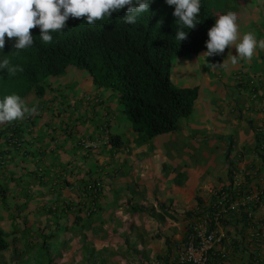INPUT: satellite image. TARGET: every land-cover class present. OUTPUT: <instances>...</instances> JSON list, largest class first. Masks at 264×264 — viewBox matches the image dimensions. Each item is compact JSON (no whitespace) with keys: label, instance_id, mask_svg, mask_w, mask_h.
<instances>
[{"label":"crops","instance_id":"1","mask_svg":"<svg viewBox=\"0 0 264 264\" xmlns=\"http://www.w3.org/2000/svg\"><path fill=\"white\" fill-rule=\"evenodd\" d=\"M228 12L241 35L264 38V0H236ZM205 52L188 53L179 82L172 63L177 86L198 88L173 131L144 138L115 92L76 79L75 72L86 76L76 68L46 77L44 93L25 100L37 109L29 119L0 124V158L11 166H0V223L24 220L29 232L51 238L19 251L17 261L170 264L188 221L222 188L262 191L260 218L218 223L224 238L210 264H264V243L253 236L264 217V50L237 64L234 47L216 58ZM189 74L200 82L188 85ZM82 139L98 146L85 149ZM95 180L99 188L90 192ZM11 229L22 241L34 236Z\"/></svg>","mask_w":264,"mask_h":264},{"label":"trees","instance_id":"2","mask_svg":"<svg viewBox=\"0 0 264 264\" xmlns=\"http://www.w3.org/2000/svg\"><path fill=\"white\" fill-rule=\"evenodd\" d=\"M149 2V10L141 13L135 24L125 22V8L113 12L111 20L97 21L95 25L69 18L63 32L52 33L51 44L42 42L38 27L32 30L34 43L30 48L14 49L15 40H7L0 50V61L7 58L23 71L10 75L0 69V100L9 94L22 99L41 96L47 76L60 75L74 66L87 71L98 87L115 92L132 129L144 138L175 130L179 118L191 112L198 88L177 86L171 80L172 59L207 51L209 28L229 10H221L220 1L201 0L199 21L195 28L187 29L173 15L174 6L166 0ZM178 28L187 33V38L179 42L175 39ZM99 182L87 184L90 192L99 188ZM202 210L200 205L195 216ZM4 232L0 228V252L8 245Z\"/></svg>","mask_w":264,"mask_h":264},{"label":"clouds","instance_id":"3","mask_svg":"<svg viewBox=\"0 0 264 264\" xmlns=\"http://www.w3.org/2000/svg\"><path fill=\"white\" fill-rule=\"evenodd\" d=\"M166 3L174 6L173 15L181 25L187 29L195 28L201 0H166ZM149 4V0H0V50L11 39L15 40L14 49L30 48L34 43L32 30L37 27L42 42L51 44L52 33L63 32L69 18L83 19L89 25H95L97 21L111 20L113 12L126 8L125 22L135 24L137 17L149 10ZM186 38L187 33L178 28L175 39L179 42ZM233 47L237 55L230 56L232 64H237L238 58L250 61L257 49L264 50V38L257 39L251 31L241 35L236 13L227 12L209 28L204 56L222 55ZM0 69H6L10 75L23 71L22 67L11 65L7 58L0 61ZM36 111L35 107H28L21 96L6 95L0 100V124L29 119Z\"/></svg>","mask_w":264,"mask_h":264},{"label":"built area","instance_id":"4","mask_svg":"<svg viewBox=\"0 0 264 264\" xmlns=\"http://www.w3.org/2000/svg\"><path fill=\"white\" fill-rule=\"evenodd\" d=\"M85 148L98 146L96 140H81ZM92 187V186H89ZM262 191L252 189L230 193L222 188L203 206L199 216L191 217L187 223L184 239L176 251L169 256V263L210 264V252L216 244H221L223 234L217 229L218 223H226L233 218H260ZM262 221V222H261ZM255 227L253 236L264 243V217Z\"/></svg>","mask_w":264,"mask_h":264},{"label":"rangeland","instance_id":"5","mask_svg":"<svg viewBox=\"0 0 264 264\" xmlns=\"http://www.w3.org/2000/svg\"><path fill=\"white\" fill-rule=\"evenodd\" d=\"M215 1H220V7L222 8L221 10L225 9L224 11L229 10L236 3V0H215ZM190 57H193V56H190L188 53L185 54V55H177V56L173 57V62L172 63L174 64V66H173L172 69H173V71H175V68H176V72L177 73H175V72H174L175 74L172 73V77L175 78V76H176L177 78L175 80H177V82H179L178 79H180L181 75H182L179 70L182 67L187 66V63H189L188 60H189ZM202 62H203L202 58L197 61V63H202ZM72 68H75V67L71 66V67H69L67 69V71H69ZM76 70L81 72V73H84L86 75V76H80V75H78L75 72L74 75H75L76 79L84 81V80H86V78L89 77L90 80L92 81V79H91L92 77H91V75H89L87 73V71H85L83 69H78V68H76ZM66 72H64L63 74H66ZM55 76H50V77H55ZM185 78H186V83L188 85L189 84L190 85H194L195 83L198 84L200 82L199 75L195 76V75L189 74V76L188 77L186 76ZM29 96H31V95H29ZM27 98H25L24 100H26ZM187 117L189 118V116H187ZM190 119H191V117H190ZM0 161H2V162H0V166H4L7 170L10 169L11 166H9V162H8L7 159L6 160H2L0 158ZM3 162H4V164H3ZM13 217H14V215H11V218H13ZM6 224L5 223H0L1 227H3V225L5 226V228L3 227L4 228L3 230H5L3 235H4V238L8 241V245H7L6 249H5L6 252L5 251L0 252V264H21L17 260H18V258H22V256L25 253H28L27 248L29 246H31L32 248L35 247V245H34L35 241H39L41 244L43 242H45V236L46 235H44V233L42 231L41 232H37L35 234L33 232H29L28 231L30 229V227H31V224L28 223L27 221L23 220V221L17 222V221L12 219L8 225H6ZM16 227H21V228L24 229L25 234H29L30 236L34 234V236L33 237H29L28 239H26L27 241H22V240L18 239L16 237V235H15V234H17V236L21 237L22 233L20 231H17V230L15 232V230L11 229V228H16ZM25 236H27V235H25ZM48 240L49 241H46V242H50L51 238L48 239ZM55 240L58 241L60 239L59 238L58 239L55 238ZM25 244H26V246H25ZM53 247H54V245H53ZM21 250L25 251V253H23L22 255H20V253H19V251H21ZM30 257H32V256L30 255ZM33 264H35V263H33Z\"/></svg>","mask_w":264,"mask_h":264}]
</instances>
